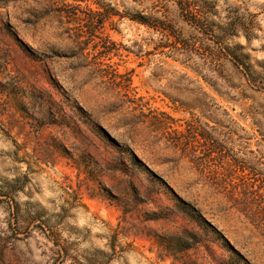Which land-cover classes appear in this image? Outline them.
<instances>
[{
    "label": "rangeland",
    "instance_id": "rangeland-1",
    "mask_svg": "<svg viewBox=\"0 0 264 264\" xmlns=\"http://www.w3.org/2000/svg\"><path fill=\"white\" fill-rule=\"evenodd\" d=\"M95 1L0 0V264H264V0Z\"/></svg>",
    "mask_w": 264,
    "mask_h": 264
},
{
    "label": "trees",
    "instance_id": "trees-1",
    "mask_svg": "<svg viewBox=\"0 0 264 264\" xmlns=\"http://www.w3.org/2000/svg\"><path fill=\"white\" fill-rule=\"evenodd\" d=\"M80 1V0H77ZM88 2V0H86ZM95 1V0H93ZM140 7H134L135 12L131 13L130 10L121 12L116 8L112 7L111 4H104L95 1L97 5L95 9H89L86 17L88 20L105 24L110 22L114 17L118 16L120 19L129 18L130 20L137 22L138 24L145 25L150 29L161 33L164 37V44L162 47H169L171 50L177 53H193L199 47V43L203 41V34L205 35V27L202 23L203 13L200 7L208 4L207 0H135ZM174 2L182 13H188L192 10L193 17L189 19L190 23L202 33L198 44L191 42L188 39L182 38L177 35L172 21L168 15V4ZM195 7V8H194ZM165 8V10H164ZM195 9V10H194ZM160 46V45H159ZM206 55L216 59V51L210 46L205 47ZM188 65V64H187Z\"/></svg>",
    "mask_w": 264,
    "mask_h": 264
}]
</instances>
